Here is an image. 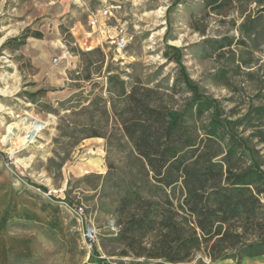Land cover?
Returning a JSON list of instances; mask_svg holds the SVG:
<instances>
[{
    "label": "rangeland",
    "instance_id": "rangeland-1",
    "mask_svg": "<svg viewBox=\"0 0 264 264\" xmlns=\"http://www.w3.org/2000/svg\"><path fill=\"white\" fill-rule=\"evenodd\" d=\"M118 26L121 50L109 42ZM173 47L221 117L240 121L236 165L264 171V0H0V264H264V254L211 259L203 249L183 262L138 256L120 235L119 199L145 194L120 88L181 111L191 93Z\"/></svg>",
    "mask_w": 264,
    "mask_h": 264
},
{
    "label": "trees",
    "instance_id": "trees-1",
    "mask_svg": "<svg viewBox=\"0 0 264 264\" xmlns=\"http://www.w3.org/2000/svg\"><path fill=\"white\" fill-rule=\"evenodd\" d=\"M173 48L191 93L181 111L150 103L147 89L140 97L134 86L128 93L120 88L124 107L134 110L122 124L144 159L137 174L145 190L128 189L119 199L116 211L125 224L120 235L136 245V255L171 262L187 261L201 249L211 259L264 254V171L256 162L236 165L242 139L232 125L240 121L221 117L218 101L199 92ZM203 118L206 123L198 125Z\"/></svg>",
    "mask_w": 264,
    "mask_h": 264
},
{
    "label": "built area",
    "instance_id": "built-area-1",
    "mask_svg": "<svg viewBox=\"0 0 264 264\" xmlns=\"http://www.w3.org/2000/svg\"><path fill=\"white\" fill-rule=\"evenodd\" d=\"M118 5H110V6H104L96 10V12L92 13L89 19V23L91 26H95L99 24V18L100 17H105L111 14L112 10L117 8ZM110 44H112L117 50H121L126 48L127 46V35H126V30L123 26H118L116 27L115 34L111 35ZM36 123L40 122L35 120ZM36 126V124L34 125ZM42 127V126H41ZM41 127H35L34 130L35 132H32L33 129H29L26 137L27 138H32L34 137L36 130H40ZM93 150L91 149H85L84 154H92ZM75 211L79 217H84L85 216V209L82 205L76 204L75 206ZM84 236L88 240H93L95 237V230L94 227L91 225H86L85 231H84Z\"/></svg>",
    "mask_w": 264,
    "mask_h": 264
},
{
    "label": "bare ground",
    "instance_id": "bare-ground-1",
    "mask_svg": "<svg viewBox=\"0 0 264 264\" xmlns=\"http://www.w3.org/2000/svg\"><path fill=\"white\" fill-rule=\"evenodd\" d=\"M14 126L13 125H8V127H7V129L9 130L8 132H11V128H13ZM36 127H38V126H36ZM34 132V131H33ZM24 141V140H23ZM247 264H253V263H247ZM256 264V263H255ZM257 264H259V263H257Z\"/></svg>",
    "mask_w": 264,
    "mask_h": 264
}]
</instances>
